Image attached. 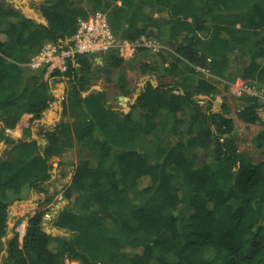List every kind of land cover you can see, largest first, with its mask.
I'll use <instances>...</instances> for the list:
<instances>
[{
    "label": "trees",
    "instance_id": "obj_1",
    "mask_svg": "<svg viewBox=\"0 0 264 264\" xmlns=\"http://www.w3.org/2000/svg\"><path fill=\"white\" fill-rule=\"evenodd\" d=\"M36 2L46 23L0 3V264H264V158L239 149L235 120L223 115L234 104L237 119L261 125L254 140L262 144L261 99L223 95V113L211 109L222 81L226 90L239 78L264 94V0ZM95 11L117 38L144 35L165 48L138 46L129 60L114 49L75 55L47 78L44 67L28 65ZM128 68L157 78L129 112L110 105L106 89L84 95L100 75L129 95ZM62 77L71 120L46 130L42 145L30 126ZM199 94L210 97L206 107ZM14 128L22 137L10 136ZM146 137L151 147L140 143ZM75 144L84 155L63 190L67 202L39 208L22 242L15 232L4 243L9 205L49 180L52 158L69 163Z\"/></svg>",
    "mask_w": 264,
    "mask_h": 264
},
{
    "label": "rangeland",
    "instance_id": "obj_2",
    "mask_svg": "<svg viewBox=\"0 0 264 264\" xmlns=\"http://www.w3.org/2000/svg\"><path fill=\"white\" fill-rule=\"evenodd\" d=\"M8 3L12 5L16 9L20 10V12L28 13L31 15L29 8L33 10L36 14V18L40 21L46 23L44 17L42 16L39 8H37L36 0H0V3ZM17 6V7H16ZM120 56V55H119ZM133 56L129 54H124V59L129 60ZM96 62L102 65V59L100 56L95 58ZM239 63L244 64V60L242 58L239 59ZM207 75L214 76L213 74L205 71ZM117 75V71H113V77ZM126 76L130 82V86L132 88V92L123 96L121 94H117L115 89L112 87V82L108 83L105 78L101 75L93 80V84L90 89L84 92V95L93 90H102L106 89L109 93V104L113 105L114 108H117L123 112L130 111V105L134 102V95L136 94L137 89H141V87L145 84L147 79H150L153 84H157V78L153 75H142L135 69H127ZM241 79L235 78L234 80L228 82L227 89H224L225 81L217 83L218 88L220 89V93L215 96L213 106L211 109H219L218 106L222 102V96L225 95L227 97L228 102H233L234 98L238 96L235 91L241 85ZM52 94L54 96L53 100L50 102L48 108L45 110L44 115L41 119L33 121L31 124V137L38 140L40 144H45L44 132L46 130H53L55 126L59 123L60 120H71L68 115L63 114V102L66 100L67 90L69 87L68 80L65 77L60 78L58 81H54L51 83ZM263 93V90H261ZM199 94L197 98L201 100L202 106L206 107V101L210 99L205 97H200ZM119 96L125 97L127 100L120 99ZM234 97V98H233ZM231 117L235 120V129L239 134L238 146L239 149L249 156H251L254 160H259L264 158V143L260 144L254 140V137L262 128L260 124H248L237 119L235 114V106H231L230 114ZM26 123V122H25ZM10 136L14 138L22 137L23 132L20 128H14L7 131ZM150 137V136H149ZM149 137L146 139L141 138L140 143L145 146H152ZM77 144V143H76ZM76 144L73 146V150L70 151V154H67V157H72L69 163L60 162V158L54 157L51 159L52 168L50 170V178L47 182H45L39 190L34 189L30 196L26 199L15 201L9 205L8 219H7V229L6 235L3 237V242L6 243L7 239H10L14 233H17L19 243L22 242L23 236L25 234L26 226L28 219L35 213L39 208H44L48 205H53L56 203L67 202L66 198L63 196V190L68 185L76 162L84 152L80 150ZM6 145L3 141H0V157L6 155L7 150L5 149ZM69 160V159H68ZM20 221L16 224V221ZM22 229V230H21ZM9 236V238H8ZM6 251V244L4 245V249ZM5 255V254H3Z\"/></svg>",
    "mask_w": 264,
    "mask_h": 264
},
{
    "label": "built area",
    "instance_id": "obj_3",
    "mask_svg": "<svg viewBox=\"0 0 264 264\" xmlns=\"http://www.w3.org/2000/svg\"><path fill=\"white\" fill-rule=\"evenodd\" d=\"M138 46H146L153 51L165 48L160 41L147 38L144 35L134 41L117 38L112 31L106 13L95 11L81 19L74 33L69 37H65L57 43L45 42L40 50L31 57L28 65L33 69L44 67V78H47L53 71H65L67 61L74 58L75 55H98L114 49L124 57V54L132 55ZM235 93L238 96L246 93L260 97L261 105L258 108V114L264 119V94L255 85L241 81V85Z\"/></svg>",
    "mask_w": 264,
    "mask_h": 264
},
{
    "label": "water",
    "instance_id": "obj_4",
    "mask_svg": "<svg viewBox=\"0 0 264 264\" xmlns=\"http://www.w3.org/2000/svg\"><path fill=\"white\" fill-rule=\"evenodd\" d=\"M28 10L30 11L31 15H29L28 13L25 12V13H23L24 16H26V17H33L34 19L38 20V19L36 18V14L33 12V10L30 9V8H29ZM38 21H40V20H38ZM140 90H141V89H137L136 94L134 95V99H133V100H135V99L138 97V95H139V93H140ZM200 97L208 98L207 95H200ZM119 98H120V99L127 100L125 97H122V96H119ZM214 111H215V112H219V113H223L222 110H220V109H218V110L215 109ZM223 115H224L225 117H229V114H227V113H224ZM63 203H65V202H63ZM2 240H3V238H2ZM3 254L7 255V251H3Z\"/></svg>",
    "mask_w": 264,
    "mask_h": 264
},
{
    "label": "crops",
    "instance_id": "obj_5",
    "mask_svg": "<svg viewBox=\"0 0 264 264\" xmlns=\"http://www.w3.org/2000/svg\"><path fill=\"white\" fill-rule=\"evenodd\" d=\"M41 22H43V21H41ZM44 23V22H43ZM30 196V195H29ZM8 238H9V236H8Z\"/></svg>",
    "mask_w": 264,
    "mask_h": 264
},
{
    "label": "bare ground",
    "instance_id": "obj_6",
    "mask_svg": "<svg viewBox=\"0 0 264 264\" xmlns=\"http://www.w3.org/2000/svg\"><path fill=\"white\" fill-rule=\"evenodd\" d=\"M9 1V0H8ZM17 7V6H16ZM22 230V229H21Z\"/></svg>",
    "mask_w": 264,
    "mask_h": 264
}]
</instances>
